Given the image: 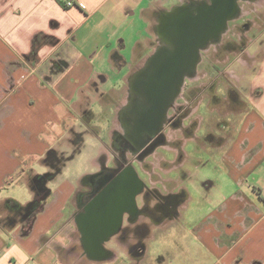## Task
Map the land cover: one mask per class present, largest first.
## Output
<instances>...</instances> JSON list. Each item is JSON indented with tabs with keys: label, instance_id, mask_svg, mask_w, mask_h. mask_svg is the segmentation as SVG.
I'll return each instance as SVG.
<instances>
[{
	"label": "crops",
	"instance_id": "1",
	"mask_svg": "<svg viewBox=\"0 0 264 264\" xmlns=\"http://www.w3.org/2000/svg\"><path fill=\"white\" fill-rule=\"evenodd\" d=\"M66 1L0 0V264H264V30L223 64L244 106L238 122L223 131L213 160L175 180L173 211L163 216L188 225L159 227L167 241L152 235L154 249L138 258L128 235L100 253L75 249L84 232L78 150L87 154L89 138L105 132L90 124V106L104 114L106 97L119 96L125 73L148 51L149 22L176 0ZM259 1L255 12L264 9ZM98 154L85 179L109 162L105 149Z\"/></svg>",
	"mask_w": 264,
	"mask_h": 264
},
{
	"label": "flooded vegetation",
	"instance_id": "2",
	"mask_svg": "<svg viewBox=\"0 0 264 264\" xmlns=\"http://www.w3.org/2000/svg\"><path fill=\"white\" fill-rule=\"evenodd\" d=\"M250 4L247 0H205L198 2L195 8L167 19L165 35L172 47H160L155 51L148 66L115 90L119 92L118 97H106L107 137L112 142V135L117 132L125 143H130L124 148H136L137 152L128 162L126 159L130 155L125 158L122 153L119 160L121 169L107 166L91 176V188L80 196L82 209L79 220L92 252H102L103 245L113 239L125 224L134 225L139 212H144V217H147L156 210L164 214L173 211L175 197L169 190L170 179L185 163L182 155L184 144L202 119L196 118L195 126L190 127L195 113H187L184 128H171L177 119L169 118L171 105L184 81L183 75L178 78V71L183 73L186 65H189L187 70L198 67L200 52L203 56L213 46H218L213 45L214 41H221L223 46L224 38L231 32L230 25L247 16L245 12ZM240 6L243 7L242 12ZM175 150H178L177 154ZM118 211H122L118 230L101 237L100 233L111 226L110 220ZM98 239L99 246L96 247Z\"/></svg>",
	"mask_w": 264,
	"mask_h": 264
},
{
	"label": "rangeland",
	"instance_id": "3",
	"mask_svg": "<svg viewBox=\"0 0 264 264\" xmlns=\"http://www.w3.org/2000/svg\"><path fill=\"white\" fill-rule=\"evenodd\" d=\"M200 1L205 0H188L186 1V6L180 8L178 7L179 1L176 0L175 6L172 8V10L171 8H168L167 10L170 12L169 14L162 12L163 10L158 11L156 15L153 16V20L149 22L148 25L150 30V41L147 52H152L153 54L154 51L158 50L160 47H172L165 35V33L168 31L167 27L165 26V21L169 18L171 19L172 17L177 16L184 10L195 8ZM247 1L252 3L253 0ZM259 2L262 3L263 0ZM249 6L250 7H248L246 10L247 12H245L248 13L247 16L230 25L231 32L229 36L224 38L222 42L223 46L220 45L221 41H214L213 45L218 46H213V48L207 51V53H203V56H201L200 52V63L198 62L199 66H195L192 70H187L186 68V70L182 73L184 76V81L177 96H175L176 101H174L171 105L172 110L170 111L169 118H177L176 122L171 128H184V116H186L187 113H195V115L190 120V127L195 126V123L198 121L196 118H199V120L201 118L202 119L197 124L192 136L184 144L182 155L185 157V163L183 162L181 169L176 172V175L172 177V180L170 179L169 190H172V192L174 191L173 193L175 196L173 197H175V199L177 194V191L173 189L174 187L176 188L175 180H180L185 169L188 170L191 169V167L197 166L200 161H204L208 157L213 160L214 156L218 154L220 150V143L224 142L221 136L223 131L235 127L236 123L238 122L241 109H244L241 101L237 99L236 94H233V92L236 93V90H232V85H230V83H236L237 80L235 78H233V80L231 79L230 74L225 72L223 64H230L234 60L237 50L246 49L249 39H255L257 36L263 33L264 9L260 7L255 12L256 9H253L251 4ZM242 8L243 7L240 6L241 12ZM253 16H256L254 20L258 24L255 31L252 30L251 20ZM147 52L145 51L144 54H142L144 55L143 59H141L142 61L139 59L138 62H135L133 66L129 67L128 71L125 73V81L129 82L137 71L150 64V60L153 56H155V53L151 57H145V55L148 54ZM225 54H228V58L223 57ZM90 107L92 110L90 124L93 125V127H95L98 132H100V128L106 132L107 117L105 112L104 114L102 113L99 105H91ZM234 111L235 114H233ZM105 132L97 133L95 137L89 138L91 147H89L90 151L87 154L81 153V150H78L79 162L77 164L76 172L79 177L84 175V180L81 183L80 189L81 194H84L89 188H91V180H89L90 177L85 179V175L88 172L94 173L97 171V156L99 155V150L105 149V159H109L108 163L105 162L104 168L111 166V168L116 169H119L122 166V164H120L121 162L119 161L121 160L120 157L122 153L125 154V158H127L126 155H130L128 159H126L128 162L130 159H134V154L137 152L136 148L133 149L129 146L128 148H124L125 145H130V143H125L124 140L118 136L117 132L113 133L112 142H110ZM85 140L86 139L81 138L80 142ZM110 143L111 146L108 147ZM82 148H84V146H82ZM177 152L178 150H175V154H177ZM160 156L163 157L164 154L160 152ZM104 168H98L99 172ZM66 172L67 168L64 167L63 175H65ZM80 196L78 197V205L81 208ZM154 208L157 209V207ZM153 213L154 212L148 214L147 212V217L138 218L136 220L137 222L132 226L125 224L122 232L120 234L118 233L110 241H124L127 240L126 237L128 235V239L134 241L131 245L130 253H132L134 257L138 258L140 256L142 257V254H138L139 249H149V251L154 249L155 243L154 240L152 241V235L153 238L159 236L163 237L164 242L167 241L168 233L159 232V227L172 226L170 228L171 231L175 225H179L181 227H183V225H188L187 223L185 224V222H171L170 219H167L163 216L162 212V217H155L152 215ZM154 214L157 215V212ZM151 219H153V222H151ZM77 237L80 244L78 242V248L75 249L80 253L86 251L89 253V255H92V251L88 248V246H86L87 241L84 234L79 232ZM179 237H181V235ZM112 242H109L108 244H111ZM108 244L107 246H109ZM110 250H112L117 255H122V250L118 247L111 248ZM153 256L156 257V255ZM123 262L124 264H135V259L133 260L128 257H124Z\"/></svg>",
	"mask_w": 264,
	"mask_h": 264
},
{
	"label": "water",
	"instance_id": "4",
	"mask_svg": "<svg viewBox=\"0 0 264 264\" xmlns=\"http://www.w3.org/2000/svg\"><path fill=\"white\" fill-rule=\"evenodd\" d=\"M187 67H189V65L188 66L186 65V67L183 68V69H186ZM181 75H182V71H178V74H177L178 78ZM118 212L119 213H117L116 215H114V217H112V219L110 220L111 226H109L108 228H105L103 230V232L100 233V236L101 237L102 236L106 237L108 235H111V234L115 233L118 230V228L120 226V222H121V214H122V211H118ZM98 243H99V239L96 241V244H98Z\"/></svg>",
	"mask_w": 264,
	"mask_h": 264
},
{
	"label": "built area",
	"instance_id": "5",
	"mask_svg": "<svg viewBox=\"0 0 264 264\" xmlns=\"http://www.w3.org/2000/svg\"><path fill=\"white\" fill-rule=\"evenodd\" d=\"M74 5H75V1L74 0H67L65 2L66 8L73 7Z\"/></svg>",
	"mask_w": 264,
	"mask_h": 264
}]
</instances>
